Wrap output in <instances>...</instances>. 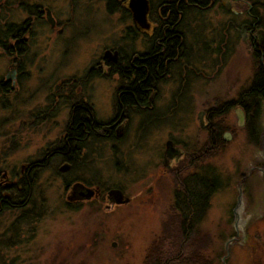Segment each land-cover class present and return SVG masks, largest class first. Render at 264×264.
Masks as SVG:
<instances>
[{"label": "rangeland", "instance_id": "1", "mask_svg": "<svg viewBox=\"0 0 264 264\" xmlns=\"http://www.w3.org/2000/svg\"><path fill=\"white\" fill-rule=\"evenodd\" d=\"M39 1L51 10L53 17L64 25L65 31L57 34L43 21H33L26 59L29 79L26 85L18 86L22 94L26 87V94L32 96L30 103L40 101L49 92L48 89H38L42 79L66 80L83 76L104 52L122 46V36L128 24L122 12H110L103 0H78L73 7L71 0ZM219 13L215 8L208 9L203 16L207 24L215 26L222 24ZM0 14L4 16L1 22L20 21L25 16L18 5H0ZM209 32V29L205 30L207 37H210ZM10 62L9 56L0 51V75ZM198 67L200 69L190 74V96L181 98V112L175 119L164 114L147 126L137 154L129 164L137 171H143L141 180H137L133 173L120 172L114 168L112 159L104 150L101 161L96 162L95 167L106 187L118 185L131 196L126 205L110 211L91 206L69 210L62 205L61 199H56L59 195L56 188H51L49 190L52 191L47 193L52 197V204H57L58 208L48 209L38 222L33 223V237L29 244L0 245V264H144L147 247L162 233V224L174 215L173 191L177 176L179 179L182 174L195 170L186 167L187 163L186 168L178 173L168 170L162 175L160 167L164 141L167 137L177 142L185 141L186 148L194 153L204 147L208 142L206 113L210 118L209 108L237 96L239 89L252 76L253 59L244 44L239 42L234 51L220 58L217 54L207 53L206 61L198 63ZM102 72L90 76L89 83L92 97L103 112L113 93V81L106 80ZM174 90L172 82L160 86L162 100L158 102V109L161 113L167 106H172L171 95ZM203 111L206 112L205 118ZM199 112H203L201 120L204 128L198 126ZM221 116L223 125L228 126L222 138L227 132L229 135L226 137L229 139H223L222 150L209 161L222 171L223 183L226 185L211 197L201 227L212 235L211 247L215 253L221 254L222 264H264V181L261 173L264 170L261 153L264 147L253 146L247 139L239 108L233 107ZM24 119L25 116L13 119L0 108V159H24L44 141L45 131L39 128L23 133L22 140V130L18 127ZM147 130L150 132L146 133ZM13 132L21 142L30 138L31 144L9 151L6 148ZM54 135L52 133L49 136ZM132 142L134 137L128 134L125 143ZM238 185L244 199L241 220L250 223L245 226L239 224L236 232L232 228V209L236 204ZM249 210L257 212L251 219L246 214ZM230 225L234 234L228 238L234 237L235 240L228 244L225 251L224 244L228 238L223 241L222 236Z\"/></svg>", "mask_w": 264, "mask_h": 264}, {"label": "flooded vegetation", "instance_id": "2", "mask_svg": "<svg viewBox=\"0 0 264 264\" xmlns=\"http://www.w3.org/2000/svg\"><path fill=\"white\" fill-rule=\"evenodd\" d=\"M77 1L71 0L72 7ZM103 1L110 12L120 11L128 20L122 36L124 44L104 52L83 76L42 79L38 89L49 92L40 101L30 103L32 96L26 94V87L22 94L18 86L26 85L29 79L26 59L33 21H43L57 34H62L65 28L39 0H0V5H18L25 13L20 21L3 22L4 16L0 14V51L11 61L0 75V108L13 119L25 116L18 127L22 130V140L23 133H30L32 129L45 131L44 141L34 153L18 161L0 159V245L31 242L33 223L48 209L58 208L47 193L51 188H56L59 193L56 199H61L69 210L91 206L110 211L126 205L114 203L108 191L117 188L125 196H131L118 185L106 187L95 167L101 161L103 150L112 159L114 168L133 173L141 180L143 171L129 164L137 154L147 126L161 115L175 119L181 112V98L190 96V74L198 70V63L206 61L207 53L220 58L242 42L253 60L258 56L264 61V0H145L146 14L142 22L134 20L130 0ZM214 8L220 12L222 24L212 26L203 14ZM207 29L210 37L206 36ZM5 32L8 37H3ZM101 70L106 80L113 81V93L103 112L92 97L89 83L90 76ZM168 82L175 86L171 95L173 104L161 113L158 109V102L162 100L160 86ZM203 112L205 118L206 112ZM206 119L205 130H208L207 113ZM201 124L202 127L198 126L204 128L202 120ZM52 133L55 135L50 137ZM128 134L134 137L130 144L125 143ZM167 141L181 150L179 158H164ZM29 144L30 138L21 142L13 132L6 149L13 151ZM186 147L185 141L167 137L161 153L162 175L168 170L178 173L185 167L187 156L193 154ZM183 160L187 163L180 166ZM194 172L196 169L182 174L178 180L185 181ZM86 188L94 190L89 198L84 196ZM175 190L176 186L173 199Z\"/></svg>", "mask_w": 264, "mask_h": 264}, {"label": "trees", "instance_id": "3", "mask_svg": "<svg viewBox=\"0 0 264 264\" xmlns=\"http://www.w3.org/2000/svg\"><path fill=\"white\" fill-rule=\"evenodd\" d=\"M2 34L3 37L9 36L6 32ZM233 107L241 108L247 139L251 145L257 146L264 117V61L258 56L253 60L252 76L239 89L237 96L209 108L208 142L186 158L188 167L195 168L196 172L188 175L185 181L175 177L174 215L162 224V233L147 247L144 264H222L221 254L215 253L211 247L213 237L202 229L201 222L207 215L213 194L226 185L222 171L209 160L222 150V133L228 126L225 127L220 118ZM187 160H183L180 166ZM233 234L230 225L222 240Z\"/></svg>", "mask_w": 264, "mask_h": 264}, {"label": "water", "instance_id": "4", "mask_svg": "<svg viewBox=\"0 0 264 264\" xmlns=\"http://www.w3.org/2000/svg\"><path fill=\"white\" fill-rule=\"evenodd\" d=\"M129 8L133 12L134 20L138 21V22H142L145 14H146V1L145 0H130ZM49 21L51 22V24L53 23V21L50 18H49ZM263 43H264V41H263ZM201 115H202V113H199L197 116V119H198L199 125L202 127ZM241 116H242L241 120H243L242 111H241ZM227 135H229V133H227V132L224 133V135H223L224 140L229 139L226 137ZM259 143H260V146L263 148L264 147V122H263L262 130L260 133ZM261 153H262L263 158H264V149L261 151ZM180 155H181V150H179V148H175V146L172 144L171 141H167L165 152H164V158L167 160H169L171 158L177 159V158H179ZM261 173H262V181H264V170H262ZM93 192H94L93 189L86 188L84 196L86 198H89L93 194ZM108 197L111 198L113 200V202L116 204H126L130 200L129 197L125 196L122 193V191L120 189H117V188L110 189L108 191ZM263 200H264V198H263ZM243 202H244V199L242 197V190H241L240 186L238 185V195H237V199H236V204H235L234 208L232 209V213H233L232 228L235 231L238 229L239 224L242 226L243 225L245 226V224L250 223V221L247 223H245V222L243 223L241 220V212L243 210ZM256 213H257L256 210H251V211L249 210V212L246 214H247V217H250V219H251L252 216H254ZM233 240H235V238L231 237L225 241V244H224L225 251H227V249H228V244Z\"/></svg>", "mask_w": 264, "mask_h": 264}]
</instances>
